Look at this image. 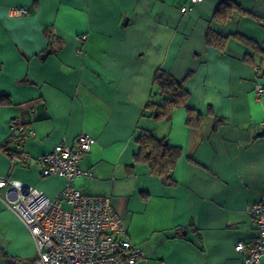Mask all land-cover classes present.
Here are the masks:
<instances>
[{
	"label": "crops",
	"instance_id": "obj_1",
	"mask_svg": "<svg viewBox=\"0 0 264 264\" xmlns=\"http://www.w3.org/2000/svg\"><path fill=\"white\" fill-rule=\"evenodd\" d=\"M232 1L264 17L263 0ZM219 3L0 0V145L16 153L0 149V264H36L2 180L54 198L66 181L42 175L38 158L81 133L95 138L79 162L91 175L74 183L109 197L127 237L145 252L136 264H244L235 245L256 237L248 207L264 189V94L255 92L264 73L248 46L230 37L221 49L205 33H240L264 48V23L238 12L218 22ZM14 6L27 12L13 16ZM157 69L183 81L188 107L203 114L198 127L186 123L184 107L160 121L146 112ZM12 119L22 132L11 133ZM141 129L181 149L172 183L134 161Z\"/></svg>",
	"mask_w": 264,
	"mask_h": 264
},
{
	"label": "built area",
	"instance_id": "obj_2",
	"mask_svg": "<svg viewBox=\"0 0 264 264\" xmlns=\"http://www.w3.org/2000/svg\"><path fill=\"white\" fill-rule=\"evenodd\" d=\"M197 1L200 0H191ZM190 8L186 5L181 10ZM26 12V6L10 7L13 16ZM255 92L263 95L264 84L256 82ZM24 128L19 119L9 121L12 134ZM94 143V137L81 133L74 143L64 139L38 158L42 175H58L66 181L54 198L16 179L2 180L9 185V207L34 241L36 264H136L145 257L144 250L127 237V229L109 197L86 194L74 183L78 177L91 175L80 168L79 162ZM22 156L28 158L27 153ZM248 212L256 223V237L249 245L236 243L235 249L244 264H259L264 255V189L261 198L249 205Z\"/></svg>",
	"mask_w": 264,
	"mask_h": 264
},
{
	"label": "trees",
	"instance_id": "obj_3",
	"mask_svg": "<svg viewBox=\"0 0 264 264\" xmlns=\"http://www.w3.org/2000/svg\"><path fill=\"white\" fill-rule=\"evenodd\" d=\"M235 12L253 16L264 23V17L255 15L232 0H220L213 14V18L218 22L224 23L231 19ZM230 37L236 38L248 46L254 54L259 56L257 65L262 73H264V48L258 42L240 33L223 36L210 29L205 33L206 43L221 49L225 47ZM244 60L255 64L253 56L249 54L244 56ZM152 83L153 88L150 99L145 105V110L155 120H164L174 109L184 107L188 113L186 123L191 127H198L201 124L203 114L198 110L188 107L187 100L189 92L185 88L183 81L177 80L163 69H157L154 73ZM219 120L218 122H220ZM134 139L138 144V151L133 157L134 161L146 164L150 172L161 177L165 183H172V171L181 156V149L170 145L166 137H155L149 130H139ZM0 149L10 157L16 156V153L7 147V143L6 145H0Z\"/></svg>",
	"mask_w": 264,
	"mask_h": 264
}]
</instances>
